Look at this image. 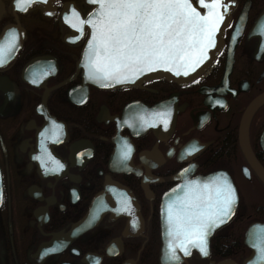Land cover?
I'll use <instances>...</instances> for the list:
<instances>
[{"label": "flooded vegetation", "instance_id": "af4514ba", "mask_svg": "<svg viewBox=\"0 0 264 264\" xmlns=\"http://www.w3.org/2000/svg\"><path fill=\"white\" fill-rule=\"evenodd\" d=\"M91 9L0 0V46L17 37L0 64V264H163L166 193L218 171L234 215L208 255L194 248L179 264H264V100L247 126L253 161L240 127L264 96V0L219 9L220 50L191 81L115 88L92 84L81 63Z\"/></svg>", "mask_w": 264, "mask_h": 264}, {"label": "snow or ice", "instance_id": "6c2138e0", "mask_svg": "<svg viewBox=\"0 0 264 264\" xmlns=\"http://www.w3.org/2000/svg\"><path fill=\"white\" fill-rule=\"evenodd\" d=\"M37 0H14L15 8L27 11ZM99 5L95 18L87 23L93 28L89 41L88 76L98 82H121L154 67L167 66L195 70L213 46V36L223 19L217 11L221 0H199L208 9L201 15L191 0H90ZM78 15V14H77ZM81 24L85 23L80 21ZM75 27V25H73ZM12 32L5 46H0V64L16 46ZM102 86H108L103 84ZM219 103V101H217ZM166 123V121H165ZM128 152L124 153L125 158ZM236 192L226 177L202 186H185L184 195L168 205L167 223L170 259L179 260L176 248L190 255V247L208 255V236L224 223L233 211Z\"/></svg>", "mask_w": 264, "mask_h": 264}, {"label": "water", "instance_id": "95a60500", "mask_svg": "<svg viewBox=\"0 0 264 264\" xmlns=\"http://www.w3.org/2000/svg\"><path fill=\"white\" fill-rule=\"evenodd\" d=\"M89 4L93 5V8L87 13V15L85 16V20H84V25L88 28V37L87 40L83 46L82 49V58H81V63L84 67V71H85V75L86 78L94 85H96L97 87L100 88H115V87H119L121 85H126L128 83H130L131 85L134 83H138V81L140 80H147V79H152V78H166V79H173L175 81H177L178 83H186L188 81H191L192 79L196 78L197 76H199L203 71H205L207 69V67H209V65L213 62V60L215 59V56L217 55V53L220 50L221 44H222V33H223V23L224 21L226 22L228 20L227 17V13L224 12H220L219 9L224 7V6H229V4H231L232 0H221V5L218 6L217 11L220 12L223 16V19L220 21V23L218 24V28L217 31L214 33L213 36V46L208 48L206 50L207 52V57L206 59L203 60V62H201L199 64L198 67L195 68V70H191L188 69V74L185 75V69L183 67L179 68V72L180 74L177 75L176 74V70H171L169 67L164 66V67H154L151 70H145L143 72L137 73L136 75L132 76L131 79L128 80H124L121 82H117L115 80H110V81H103V82H98L96 80L90 79L88 76V68H87V63H88V54L90 53V48H89V41L92 39V33H93V28L91 26V24L87 23V21L89 19H93L95 18V15L99 9V5L96 3H92L90 2V0H86ZM192 2V0H191ZM206 2H210V0H206ZM193 7L197 8V11H199L201 13V15H206L208 13V9L204 8V11L199 10V6H201L199 4V0H197V5H195L194 3ZM202 7V6H201ZM262 51H264V44L262 45ZM103 84H107L108 86H102ZM264 100V96L260 97L258 100L254 101L249 107L248 109L245 111L243 117H242V121H241V139H242V144L244 147V152L246 154V156L248 157V159H250V161L252 160L250 151L248 149V145H247V126H248V122H249V118L252 114V112L256 109V107ZM254 166H256V164L253 163ZM261 178L264 181V172L259 168L258 170ZM217 177H221L224 178L226 177L227 180L232 184V187L234 188V185L231 181V179L229 178V176L223 172V171H218L215 173H211L208 174L206 176H199L195 179L192 180H184L181 181V183L169 190L165 197H164V201H163V208H162V216L164 218L163 221V229L165 227V233H166V237L170 243V241L173 242V238L169 235L168 232V223H167V211H168V205L177 199V197H182L184 195V191H185V186L192 184L193 182L195 183V185L197 186H202L204 184H208L211 181L215 180ZM235 189V188H234ZM236 192V191H235ZM237 206V195H236V202L233 208L232 213L230 214V216L225 220L224 223L219 224L218 226L224 225L226 224L234 215L235 209ZM216 226V227H218ZM215 227V228H216ZM214 228V229H215ZM213 229V230H214ZM212 230V231H213ZM211 231V232H212ZM210 232V233H211ZM169 243L163 246L164 249V255L162 257V263L163 264H179V262L183 259L184 257V253L183 251H181V249L179 247L176 248V254L179 257V260L173 261L170 259V248H169ZM195 247H190V251L192 249H194ZM252 259L255 258V255H253V257H251Z\"/></svg>", "mask_w": 264, "mask_h": 264}]
</instances>
